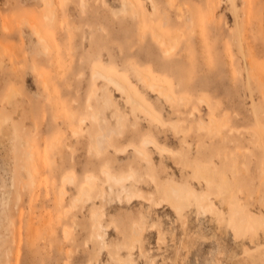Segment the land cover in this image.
I'll use <instances>...</instances> for the list:
<instances>
[{
	"label": "rangeland",
	"instance_id": "1",
	"mask_svg": "<svg viewBox=\"0 0 264 264\" xmlns=\"http://www.w3.org/2000/svg\"><path fill=\"white\" fill-rule=\"evenodd\" d=\"M155 1L154 13L150 0H0V264H264V4L250 0L251 16L245 0ZM152 17L176 55L150 40ZM234 206L255 232L235 230Z\"/></svg>",
	"mask_w": 264,
	"mask_h": 264
},
{
	"label": "bare ground",
	"instance_id": "2",
	"mask_svg": "<svg viewBox=\"0 0 264 264\" xmlns=\"http://www.w3.org/2000/svg\"><path fill=\"white\" fill-rule=\"evenodd\" d=\"M174 1V0H173ZM230 1H233V0H230ZM237 1V0H236ZM245 1H247V4H245L244 6H246L247 5V9H249L248 8V6L250 7V12H249V14H251V11H252V6H253V8H254V6H258V4L260 3H256V4H254V5H248V2H250V0L248 1V0H245ZM244 1V2H245ZM264 0H262V5L264 4V2H263ZM150 2H151V4L153 5V10H154V13L157 11V3H156V1L155 0H150ZM209 2V1H208ZM215 2V1H214ZM235 2V1H234ZM253 2H254V0H253ZM48 3V4H47ZM47 8H51V5H52V2L51 1H47ZM173 3V2H172ZM180 3V2H179ZM246 3V2H245ZM260 3V4H261ZM137 4V2H136V0H124V10H129L130 9V5L131 6H134V5H136ZM186 4V3H185ZM209 4H210V2H209ZM233 4V3H232ZM239 4V3H238ZM244 4V3H243ZM212 5V4H211ZM211 5H209L210 6V8H211ZM261 5V6H262ZM180 6V5H179ZM182 6V5H181ZM213 6V5H212ZM239 6H240V4H239ZM237 7V6H236ZM131 8H133V7H131ZM177 8H181V7H177ZM183 8V7H182ZM188 8V7H187ZM238 8V7H237ZM242 8V7H241ZM244 8V7H243ZM190 9V8H189ZM233 9V8H232ZM235 9V8H234ZM245 9V8H244ZM247 9H245V10H247ZM192 10V9H191ZM190 10V11H191ZM211 10V9H210ZM254 10H256V11H258L257 9H256V7H255V9ZM188 11V10H187ZM235 11V10H234ZM238 11V10H237ZM249 11V10H248ZM255 11V12H256ZM254 12V13H255ZM212 13V12H211ZM211 13H210V16H211ZM214 13H216V12H214ZM214 13H213V16H214ZM238 13V12H237ZM257 14H258V12H256ZM182 11H180V13H179V16H182ZM194 14V13H193ZM236 14V13H235ZM209 15V14H208ZM243 15V14H242ZM254 15V14H253ZM212 16V17H213ZM251 16H252V14H251ZM250 16V17H251ZM191 17V20H190V24H191V27H190V32H194L195 30H196V28H199L196 24V18H195V16H193V15H191L190 16ZM209 16H207V18H208ZM217 17V16H216ZM247 17V19H249L248 18V15L246 16ZM199 18V17H198ZM211 18V17H210ZM252 18V17H251ZM216 19V18H215ZM218 19V18H217ZM216 19V20H217ZM242 19V18H241ZM255 19V17L253 18V20ZM250 20L251 19H249V22H248V24L250 23ZM210 21V20H209ZM238 21H239V19H238ZM246 21H248V20H246ZM245 21V22H246ZM140 23V27H142V20H140L139 21ZM149 22V25H147V28L148 27H150V31L148 32V34L151 36V38H150V40H155L158 44H159V46L160 47H162V49H163V51H164V53H166L167 55H172V56H174V55H176L177 54V52L175 51V46H176V44H177V41H178V38H177V35H175L174 36V38H170V36L168 35V34H166V32H167V29H164V28H166V27H161V25L160 26H158V24L156 23V18H151L150 19V21H148ZM217 23L216 24H218V21H216ZM255 22V21H254ZM253 22V23H254ZM162 23V22H161ZM199 23H200V20H199ZM239 22H237V24H238ZM247 23V22H246ZM256 23V22H255ZM164 24V23H163ZM167 25V24H166ZM200 25H201V23H200ZM251 25V24H250ZM249 25V26H250ZM254 25V24H253ZM168 26V25H167ZM257 25H255V27H256ZM201 27V26H200ZM243 27V26H242ZM247 27V26H246ZM252 26H250V28H251ZM168 28V27H167ZM202 28V27H201ZM248 28V27H247ZM247 28H245V29H247ZM234 29V28H233ZM238 30V33L235 35V39H236V41H237V43H238V45H239V50L242 52V56H244L246 59H248L247 57H249L248 55H246V53H245V34L246 33H244L243 32V30L240 28V26H239V29H237ZM248 30V29H247ZM246 30V31H247ZM251 30V29H250ZM252 30H253V28H252ZM36 31L39 33V36L41 37V32H40V30L38 29V28H36ZM249 31V30H248ZM144 32H146L145 30H144V28H141V34H143ZM198 32V31H197ZM250 33H251V31H249ZM253 32V31H252ZM201 33V32H200ZM194 34V33H193ZM234 34V33H233ZM249 34V33H248ZM253 34V36H254V33H252ZM252 34L250 35V37L252 36ZM249 35H247V36H249ZM202 36V35H201ZM45 37V36H44ZM197 37V36H196ZM199 39V38H198ZM248 39H250V38H247V41H248ZM252 40L253 39H255V36H254V38H251ZM252 40H250V41H252ZM253 41H256V39L255 40H253ZM249 43V42H248ZM251 43V42H250ZM255 43V42H254ZM254 43H253V45H254ZM248 45V44H247ZM250 45V44H249ZM251 45H252V43H251ZM250 45V46H251ZM260 46V45H259ZM258 46V44L256 45L255 44V46H253L254 48L252 49V50H255V48L256 47H259ZM252 47V46H251ZM251 48L249 47V50H250ZM257 49V48H256ZM258 50H259V48H258ZM261 50V49H260ZM250 52H251V50H250ZM255 52V51H254ZM253 52V53H254ZM261 52V51H260ZM259 52V54H257V56L258 55H260L261 56V54L262 53H260ZM252 53V52H251ZM258 53V52H257ZM182 55H184V51L182 52ZM255 55V54H254ZM252 57H253V55H251ZM256 56V55H255ZM259 56V57H260ZM263 56V55H262ZM263 58H264V56H263ZM257 59V58H256ZM256 59H254V60H256ZM261 59H262V57H261ZM249 60H250V58H249ZM243 61H245L244 59H243ZM258 61H260V59H258L257 60V62ZM252 62V60L250 61V63ZM256 62V61H255ZM244 64H245V62H244ZM256 64H258V63H256ZM255 64V65H256ZM264 65V60H262L261 61V63L260 64H258V65H260V67L262 66V65ZM246 65H248V62H247V60H246ZM245 65V66H246ZM252 67V66H251ZM253 67H254V65H253ZM259 67V66H258ZM259 67V69H261ZM264 67V66H263ZM136 68L139 70V74H141V76H142V79L150 86V88H152L153 90H157V91H159V92H161L163 95H165V97H168V98H171L172 96H171V93H170V90L167 88V86L165 85V84H163V83H160V82H157L154 78H152V76L150 75V74H147V73H145L140 67H138V66H136ZM246 69H248V67L246 68ZM253 69V68H252ZM256 71H260L258 68H257V65H256ZM262 69H264V68H262ZM250 70V69H249ZM252 72V71H251ZM257 72V73H258ZM94 75H98V76H103L107 81H109L111 84H114L117 88H119V90H121L123 93H125L126 94V97H127V99H128V101H129V104L131 105V108L134 110V111H137V110H142V111H146L147 113H149L150 115L151 114H153V112L145 105V103L136 95V93L133 91V89H132V87H130V85L126 82V81H124V80H122L120 77H118V76H116V75H112V74H108V73H105V72H103V71H101V70H99V69H95L94 70ZM249 73V72H248ZM253 73V72H252ZM264 74V73H263ZM248 76H249V78L247 79L248 80V86L249 85H251V81H250V79H254L252 76H251V78H250V73L248 74ZM253 76H254V74H253ZM256 76V75H255ZM259 76V75H258ZM257 77V76H256ZM255 77V78H256ZM263 79V78H262ZM262 81H264V79L262 80ZM255 82H256V85H258L259 84V82H258V84H257V80L255 79ZM254 82V83H255ZM253 84V83H252ZM252 87V86H251ZM258 87V86H257ZM249 88V87H248ZM263 88V87H262ZM254 89V88H253ZM252 89V90H253ZM119 122H120V124H122L123 123V121H122V118L120 117V119H119ZM103 133V134H102ZM118 133V132H117ZM108 135L107 134H105V132H101V134H99V135H97V136H95V142H96V146H97V151L99 152V153H101L102 151H103V149L105 148V144H104V141H105V137H107ZM58 141V140H57ZM143 143L147 146V145H150V144H155L154 143V141L151 139V138H145L144 139V141H143ZM160 147V146H159ZM135 148H136V150L137 151H139V152H144L145 150L143 149V148H141V147H138V146H135ZM233 165H232V171L233 172H235L236 171V161L234 160L233 161ZM205 171H207L206 169L204 170V172ZM106 173H108V175H109V177L110 178H113L114 179V181H121L122 179H123V177H118V176H113L112 174H111V172H109L108 170H106ZM205 178H206V180H207V182H209L210 183V181H211V177L205 172ZM111 187H112V189H113V186L111 185ZM170 187V186H169ZM121 188H122V190L119 192V195L121 196V192L124 190V191H126L125 193L127 194V195H129V191H128V189H127V185L125 184V183H121ZM89 191V185L87 184V185H85L84 186V188H83V190H82V192L83 193H87ZM218 191H219V193H221L222 195H223V198H227L228 199V203L229 204H231V201H232V197H231V195H230V191H231V185H230V180H229V177L226 175V173L225 174H223L222 176H221V180L219 181V183H218ZM166 195H167V198L169 199V200H172V201H174V202H176L177 203V206L179 207V202H180V199H181V197H182V190L180 189V188H178L176 185H175V187L173 186L171 189H169V190H166ZM239 207H236V206H234L233 207V210H232V213H231V220H230V223L233 225V227L235 228V230L237 231V232H243V233H246L248 230H251L252 232H255L256 230H257V224H256V221L255 220H253V219H249L247 222H244V218H243V216H241L240 214H239ZM67 233V232H66Z\"/></svg>",
	"mask_w": 264,
	"mask_h": 264
}]
</instances>
